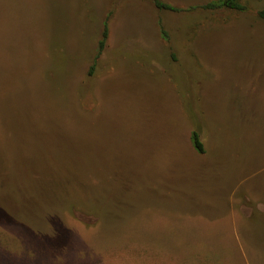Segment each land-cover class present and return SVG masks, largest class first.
Segmentation results:
<instances>
[{
    "label": "rangeland",
    "instance_id": "rangeland-1",
    "mask_svg": "<svg viewBox=\"0 0 264 264\" xmlns=\"http://www.w3.org/2000/svg\"><path fill=\"white\" fill-rule=\"evenodd\" d=\"M162 1L0 0V264H264V0Z\"/></svg>",
    "mask_w": 264,
    "mask_h": 264
},
{
    "label": "trees",
    "instance_id": "trees-1",
    "mask_svg": "<svg viewBox=\"0 0 264 264\" xmlns=\"http://www.w3.org/2000/svg\"><path fill=\"white\" fill-rule=\"evenodd\" d=\"M155 6L160 10H169V11H176V8L163 2L162 0H152ZM201 8L207 9V10H220V9H230L234 11L243 12L248 9L247 5L245 4V0H214L209 3H206L205 5H202ZM258 16L264 21V9H261L258 11ZM161 33L164 39H167V33L166 30L161 26ZM109 35V28L108 24H105L104 32H103V38L99 44V50L96 56V59H98L99 56L102 55V52L105 48V44L107 42ZM191 141L195 148V150L203 154L204 153V144L201 140L200 134L193 130L191 133Z\"/></svg>",
    "mask_w": 264,
    "mask_h": 264
}]
</instances>
